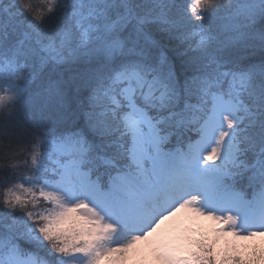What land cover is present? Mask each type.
Here are the masks:
<instances>
[{
  "label": "snow or ice",
  "instance_id": "obj_1",
  "mask_svg": "<svg viewBox=\"0 0 264 264\" xmlns=\"http://www.w3.org/2000/svg\"><path fill=\"white\" fill-rule=\"evenodd\" d=\"M0 264H264V0H0Z\"/></svg>",
  "mask_w": 264,
  "mask_h": 264
},
{
  "label": "rangeland",
  "instance_id": "obj_2",
  "mask_svg": "<svg viewBox=\"0 0 264 264\" xmlns=\"http://www.w3.org/2000/svg\"><path fill=\"white\" fill-rule=\"evenodd\" d=\"M205 223H208V222H205Z\"/></svg>",
  "mask_w": 264,
  "mask_h": 264
}]
</instances>
